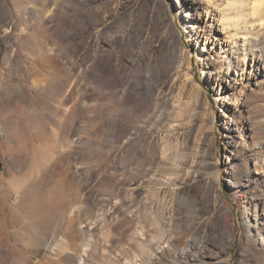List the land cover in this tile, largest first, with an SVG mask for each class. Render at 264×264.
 <instances>
[{
	"label": "rangeland",
	"instance_id": "1",
	"mask_svg": "<svg viewBox=\"0 0 264 264\" xmlns=\"http://www.w3.org/2000/svg\"><path fill=\"white\" fill-rule=\"evenodd\" d=\"M52 1L55 16L48 24L44 46L53 48L51 53L58 61L51 58L33 72L22 57V48L16 46L11 59L8 53L12 43H19L15 34L22 26V19L26 16L29 19L27 8L35 5L34 1L0 0V108L9 101L8 109L14 102L20 103L24 89L35 75L44 80L50 72L58 82L36 105L38 112L49 115L47 127L53 129L46 131L54 146L46 171L47 191L26 201L22 218L9 217L8 205L12 199L5 195L4 182L10 175L6 171L0 174V264H147L142 253L146 242L143 233L160 212L172 214L174 220L181 217L179 223L188 226L185 230L179 227L175 230L187 239L197 241L202 237L193 229L200 225L209 232L204 249L190 248L189 263L182 264H254L264 259V242L261 248L260 241H255L260 252L243 242V216L238 201H245L250 192L234 189L244 193L245 198L232 197L233 169L225 158L229 140L238 142L242 137L244 143L250 141L245 130L235 131L232 137L227 134L225 121L231 115L228 106L232 107L234 96L241 102L245 98L254 124H264V121L260 123L264 119V86L257 94L250 93L246 85L238 96L240 82L233 83L235 95L226 98L228 103L224 105L217 99L218 83L207 81L208 74L202 75L197 58L199 52L209 54L215 41V29L205 24L213 19L210 12H200L202 19L191 27L173 2L166 0L170 14L175 17V29L181 32L177 41L189 73L183 62H177L179 76L173 91L165 87L162 99L145 96L142 101L130 102L129 97L126 101L116 92L109 76L104 79L99 76L94 57L103 14L106 19L116 9L115 0L90 5L78 0ZM138 7L128 23L137 28L139 37L142 35L139 49L148 52L149 45L159 49L153 55V66L131 67L130 72L135 74L152 71L158 59L167 61L155 36L162 34L163 28L144 19L143 7ZM6 27L9 28L5 30ZM118 28L113 24L103 33L109 37ZM6 31L10 32L8 38ZM260 45L264 48V39ZM130 50H134L132 46ZM217 51L218 55H212L211 60L214 68L220 70L223 53L218 48ZM120 80L124 81L122 74ZM78 95L83 99L70 117ZM6 113L8 110L0 111V117ZM246 115L243 111L237 120H245ZM144 131L148 137L141 135ZM259 139L264 142V136ZM6 146L0 130V167L14 159L2 155ZM8 147H12L10 143ZM214 173L217 183L212 186ZM137 186H141L139 190ZM256 186V194L264 193L261 179L256 180ZM216 193H221L234 211L236 234L231 247L226 230L213 233L211 227L215 221L210 212L195 211L197 196L203 198ZM114 207L120 216L116 213L117 218L112 219L114 226L109 227L103 224V219L113 213ZM95 220L97 225L89 229ZM172 261L165 256L153 264H172Z\"/></svg>",
	"mask_w": 264,
	"mask_h": 264
},
{
	"label": "bare ground",
	"instance_id": "2",
	"mask_svg": "<svg viewBox=\"0 0 264 264\" xmlns=\"http://www.w3.org/2000/svg\"><path fill=\"white\" fill-rule=\"evenodd\" d=\"M33 1L35 5L27 8L30 12L29 19L27 16L22 19V26L19 28V32L15 34L19 43L10 45L11 50L9 49L8 57L11 59L14 56L16 46L22 48L24 50L22 57L25 58L29 69L34 72L37 67L44 66L52 59L56 61L58 59L52 55V47L46 49L44 46L48 24L52 22L55 16V7L51 6L53 1ZM78 1L90 5L92 2L105 3L107 0ZM171 1L185 23L191 24V27L202 19L200 12L209 11L210 15L213 16L212 21L209 23L203 21V24L205 22L209 28L215 29V41L210 45L209 54L199 52L197 58L200 61L202 75L208 74L207 81L214 80L218 83L217 99L222 100L224 105L227 104L226 98L235 95L233 83L237 82H240L237 88L238 96L241 95L246 85L249 86L250 93H260L264 86V48H261L260 45L261 40L264 39V0ZM156 2L162 10L157 9ZM115 3L116 9L106 19H104L105 13L103 14L98 29V46L96 45L97 49L94 55L98 74L103 79L109 76L115 83L113 85L117 88L116 92L126 101H142L145 96L162 99L163 88L167 87L168 91H173L174 85H176L179 71L175 68V63L183 62V65H186V72L189 73L187 60L184 58L177 41L180 39L181 32L175 29V17L170 14L171 8L166 0H115ZM139 5L143 7L141 14L144 19L163 28V33L155 34V36L158 37V46L164 51L167 61L158 59L152 71L135 74L130 72L131 67L149 64L153 66L155 61L153 55L159 49L155 45H149L148 52L139 49L142 35L139 37L137 28L133 26L132 22L128 23L130 16H133L139 9ZM131 20L132 18L129 21ZM113 24L119 28L109 37H106L103 30ZM7 28L9 27H6L5 30ZM9 36L10 32L6 31L5 37L8 38ZM206 38L209 39V35ZM130 46L134 50H130ZM136 46L138 47L137 50L135 49ZM4 47L6 48L7 44ZM217 48L223 53L220 70L214 68L211 60L212 55H218ZM175 70L176 72H174ZM246 71L248 72L245 78ZM121 74L124 81L120 80ZM134 80L137 83H134ZM53 84H58V82L52 78L50 72L44 80L35 75L31 84L24 89L20 103L13 101L16 104L8 109L6 104L11 103L9 101L0 108V111L8 110V113L0 117L2 138L7 142L6 150L2 151V155L14 157L4 167H0V174L6 171L10 175L4 182L5 195L12 199L8 205L10 218H22L21 214L26 201L33 199L35 195L43 196L47 191L46 171L50 164L48 162L52 157L54 146L51 139L46 137V131L53 132V129L47 127L49 115L38 112L36 105L38 101L45 98V95L49 94ZM119 87L120 89H118ZM128 97L129 100H127ZM238 98L234 96L233 103H231L232 107L228 106L227 108L231 115L225 121V128L230 137L237 130L247 131L250 134V141L244 143L242 137L238 142L227 141L228 150L225 151V158L233 169L230 183L232 197L235 199L236 196H239L238 199L241 200L242 197L245 198L244 193L250 192L245 201H238L243 216L241 221L243 242L247 247L260 252L264 242V193L256 194L254 189L257 187L256 180L261 179L264 184V173L262 174L261 171H264V142L259 139L264 136V124L256 126L250 117L246 99L244 98L241 102ZM82 99L83 96L77 97L76 104L70 111V117L75 115ZM163 103L170 106L168 101L164 100ZM173 107L175 108V106ZM221 111L223 112V110ZM243 111L247 114L245 120H237ZM223 116L225 117V112ZM159 120L162 118L160 117ZM262 121L264 119H261L260 123ZM141 135L144 138L149 136L145 131ZM9 143L12 147H8ZM19 153L23 158H19ZM68 156L69 154L65 155L66 158ZM11 171L14 174H11ZM197 179L201 180L199 177ZM216 183L217 179L214 173L212 174L211 185ZM140 187L137 186L136 189L139 190ZM234 189H242L244 193H238ZM197 198L198 200L195 201L198 205L195 210L196 213L201 214L204 213L203 211H209L210 217L215 221V225L211 227L213 233L217 234L223 229L226 230L229 236V247H231L236 234V222L234 211L226 198L221 193L207 194L203 198L197 196ZM40 202L46 204L43 199H40ZM116 213L118 214V211L114 207L113 213L103 219V224L112 227V219ZM97 221L95 220L89 229H94ZM180 221L181 217H176L174 220L172 214L167 215L164 212H160L158 218L152 219L150 227L143 233L146 242L142 253L147 264L156 263L165 256L172 258V264L189 263L190 248L204 249L207 244L206 235L209 234L208 230L205 229L206 227L201 225L195 228L191 227L199 232L202 237L197 241L190 240L185 238L182 232L175 230L177 227L183 230L187 228L188 225L180 224ZM256 240L261 243L259 249L255 247ZM254 264H264V259H258L254 261Z\"/></svg>",
	"mask_w": 264,
	"mask_h": 264
}]
</instances>
